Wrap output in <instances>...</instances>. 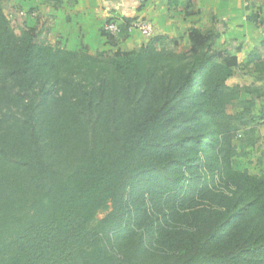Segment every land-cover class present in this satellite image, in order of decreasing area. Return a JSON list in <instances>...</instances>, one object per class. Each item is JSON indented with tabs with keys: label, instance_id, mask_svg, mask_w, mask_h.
I'll use <instances>...</instances> for the list:
<instances>
[{
	"label": "trees",
	"instance_id": "trees-1",
	"mask_svg": "<svg viewBox=\"0 0 264 264\" xmlns=\"http://www.w3.org/2000/svg\"><path fill=\"white\" fill-rule=\"evenodd\" d=\"M19 29L0 0V264H264V172L235 166L264 89L229 85L217 30L125 51L102 28L117 50L90 54Z\"/></svg>",
	"mask_w": 264,
	"mask_h": 264
},
{
	"label": "crops",
	"instance_id": "crops-1",
	"mask_svg": "<svg viewBox=\"0 0 264 264\" xmlns=\"http://www.w3.org/2000/svg\"><path fill=\"white\" fill-rule=\"evenodd\" d=\"M52 2L53 0H50V3ZM56 5L58 14L53 28L57 34L61 33L63 47L73 51L88 47L89 50L90 44L82 42L80 35L86 29L87 31L94 29L100 35L96 37L99 48L95 52L88 51L90 54L109 48L113 50L107 45L106 38L101 35V29L107 19L114 17L149 20L155 26L154 36H167L172 40H180L192 27L210 30L214 27L212 22L223 21L225 24H220L222 26L220 39L228 41V38L244 37L241 28L249 25L243 22L246 20L244 17L241 24L240 10L230 0H57ZM92 12L95 15H92ZM226 26L227 29H224ZM148 40L140 33H134L119 43L117 48L131 51L145 45ZM235 43L229 48L232 46L234 49ZM117 48H114V51ZM246 100H250V97L242 95L240 101ZM259 103L256 101L255 111L257 108V113L264 112V103H261L263 104L261 106ZM262 127L264 121L259 126L258 137H264Z\"/></svg>",
	"mask_w": 264,
	"mask_h": 264
},
{
	"label": "rangeland",
	"instance_id": "rangeland-1",
	"mask_svg": "<svg viewBox=\"0 0 264 264\" xmlns=\"http://www.w3.org/2000/svg\"><path fill=\"white\" fill-rule=\"evenodd\" d=\"M230 2L232 4H235V6L238 7L237 9L240 10L239 19H241V24L243 21L242 18L244 17L246 20L243 22H247L249 25L241 28L243 31L242 33H244L245 35L244 37L239 36V38H228V41H223L220 39L217 42H214L213 49H220L226 52V54L236 53L239 57L240 66L236 68L234 77L229 81V85L250 88L259 87L264 89V81H259L255 78L254 67L252 66V64H248L247 60L250 53L253 52H259L264 57V0H250L248 7L245 6L244 0H230ZM56 3L57 0H53L52 3H50V0H3L6 14L11 20V25L15 29L17 34H20L19 24L24 23L27 28L37 27L39 31H42V34L39 37V41L46 40L53 46L63 47L64 43L62 41L63 38H61L60 36L61 33L57 34L53 28L55 17L58 14V5H56ZM93 14L94 12H92V15ZM254 17H258L259 19L256 23L252 20ZM111 19L121 22L124 18L114 17ZM212 23L214 24L213 29L220 31L219 34L221 37L222 26H220V24L225 23L223 21H214ZM224 29H227V26ZM85 31L80 35V39L82 40V42L86 41L87 43H89V47L91 49L89 48L88 50V47H85V49L82 50H86L87 52H95L96 49L99 48L96 37H100V35H98L94 31V29H92L91 31H87L86 29ZM188 33L189 31L187 32V34L182 35L183 37H181L180 40H176L178 41V45L172 42L174 40L169 41L166 45L167 48L175 49L176 51H183L188 49ZM153 37L154 36L147 38L151 40ZM234 42H236L234 49L229 51V46L233 45ZM120 43H122V41ZM106 50L114 52V48L113 50L111 48ZM242 95L248 96L251 99V95L245 92H243ZM259 102L260 103L258 105H263L261 103H264V99L260 100ZM240 109L241 107L238 106L237 110ZM257 110L258 109L256 108V113ZM261 129L264 131V127H262ZM245 150V157L238 158L236 160V168L241 170L247 169L250 171V173L256 175L262 174L264 172V137L259 136L255 146H245ZM102 217L103 215H100L99 219H101Z\"/></svg>",
	"mask_w": 264,
	"mask_h": 264
},
{
	"label": "built area",
	"instance_id": "built-area-1",
	"mask_svg": "<svg viewBox=\"0 0 264 264\" xmlns=\"http://www.w3.org/2000/svg\"><path fill=\"white\" fill-rule=\"evenodd\" d=\"M245 6H249L250 0H244ZM105 33L118 36L121 33H127L132 35L134 33H140L143 37H152L155 33V26L149 20L137 19L127 24L124 21L118 22L116 20L105 21L103 25Z\"/></svg>",
	"mask_w": 264,
	"mask_h": 264
}]
</instances>
